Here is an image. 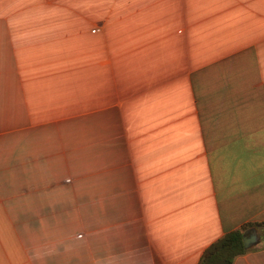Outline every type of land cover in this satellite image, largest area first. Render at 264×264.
I'll use <instances>...</instances> for the list:
<instances>
[{"label":"crops","instance_id":"1","mask_svg":"<svg viewBox=\"0 0 264 264\" xmlns=\"http://www.w3.org/2000/svg\"><path fill=\"white\" fill-rule=\"evenodd\" d=\"M256 222L264 0H0V264H199Z\"/></svg>","mask_w":264,"mask_h":264},{"label":"trees","instance_id":"2","mask_svg":"<svg viewBox=\"0 0 264 264\" xmlns=\"http://www.w3.org/2000/svg\"><path fill=\"white\" fill-rule=\"evenodd\" d=\"M252 228L264 229V222L247 223L228 232L204 252L199 264H234L239 256L251 250L245 248L244 236Z\"/></svg>","mask_w":264,"mask_h":264},{"label":"water","instance_id":"3","mask_svg":"<svg viewBox=\"0 0 264 264\" xmlns=\"http://www.w3.org/2000/svg\"><path fill=\"white\" fill-rule=\"evenodd\" d=\"M260 242L261 235L259 234L257 228H252L245 232L244 245L246 249H251L255 245H258Z\"/></svg>","mask_w":264,"mask_h":264},{"label":"rangeland","instance_id":"4","mask_svg":"<svg viewBox=\"0 0 264 264\" xmlns=\"http://www.w3.org/2000/svg\"><path fill=\"white\" fill-rule=\"evenodd\" d=\"M260 229V228H259ZM262 230V229H261ZM263 231H264V229H263Z\"/></svg>","mask_w":264,"mask_h":264}]
</instances>
